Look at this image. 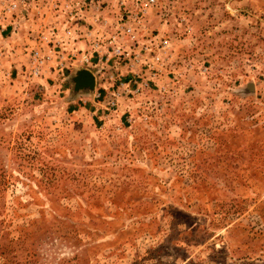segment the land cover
<instances>
[{
    "label": "rangeland",
    "instance_id": "1",
    "mask_svg": "<svg viewBox=\"0 0 264 264\" xmlns=\"http://www.w3.org/2000/svg\"><path fill=\"white\" fill-rule=\"evenodd\" d=\"M58 3L0 39V264H264V0Z\"/></svg>",
    "mask_w": 264,
    "mask_h": 264
},
{
    "label": "built area",
    "instance_id": "2",
    "mask_svg": "<svg viewBox=\"0 0 264 264\" xmlns=\"http://www.w3.org/2000/svg\"><path fill=\"white\" fill-rule=\"evenodd\" d=\"M27 0H0V37L3 36V33L8 30V28L12 27V22L15 20L14 18L20 16L24 6L26 5ZM59 3L61 2H67L68 0H57ZM153 1V0H150ZM58 5H55L54 7L59 8ZM118 52L119 49H116ZM37 57L38 54H37ZM38 64L42 65L45 63V59L38 58ZM159 57H156L155 60L159 61ZM85 61L87 62L88 59L85 58Z\"/></svg>",
    "mask_w": 264,
    "mask_h": 264
},
{
    "label": "crops",
    "instance_id": "3",
    "mask_svg": "<svg viewBox=\"0 0 264 264\" xmlns=\"http://www.w3.org/2000/svg\"><path fill=\"white\" fill-rule=\"evenodd\" d=\"M20 22L16 21V24H14V27L12 28H8V30L6 32L3 33V36L0 37L1 40L3 39H7V41L10 40V38L12 36H14V32L18 29V27L20 26ZM46 33V32H45ZM63 46L61 48H64L62 50V60L60 62H56V64H62L65 67H69L70 69V74L69 77L71 76L73 78V63H70V59L68 58L70 53H73V49H86V42H81L79 40L77 41H73V39H68L65 41V44H62ZM42 47H44V43L41 44ZM44 53L46 54L48 53V50L44 47L43 48ZM71 65V66H70ZM45 66V65H44ZM55 66L54 63H52L51 66L49 67H53ZM71 67V68H70ZM45 68V67H44ZM48 69V68H47ZM49 70V69H48ZM44 74H48V71H44ZM53 75H55L54 73H52Z\"/></svg>",
    "mask_w": 264,
    "mask_h": 264
},
{
    "label": "water",
    "instance_id": "4",
    "mask_svg": "<svg viewBox=\"0 0 264 264\" xmlns=\"http://www.w3.org/2000/svg\"><path fill=\"white\" fill-rule=\"evenodd\" d=\"M73 81L75 83L76 89H79L81 87L87 89H93L95 82L93 75L87 70L78 71Z\"/></svg>",
    "mask_w": 264,
    "mask_h": 264
},
{
    "label": "trees",
    "instance_id": "5",
    "mask_svg": "<svg viewBox=\"0 0 264 264\" xmlns=\"http://www.w3.org/2000/svg\"><path fill=\"white\" fill-rule=\"evenodd\" d=\"M1 255V254H0Z\"/></svg>",
    "mask_w": 264,
    "mask_h": 264
}]
</instances>
